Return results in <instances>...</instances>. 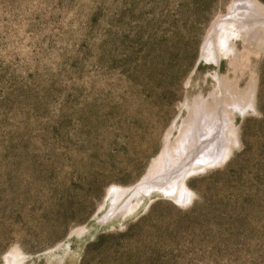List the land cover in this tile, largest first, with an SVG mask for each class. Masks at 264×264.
<instances>
[{"label": "rangeland", "instance_id": "1", "mask_svg": "<svg viewBox=\"0 0 264 264\" xmlns=\"http://www.w3.org/2000/svg\"><path fill=\"white\" fill-rule=\"evenodd\" d=\"M254 1L0 0V264H264Z\"/></svg>", "mask_w": 264, "mask_h": 264}, {"label": "bare ground", "instance_id": "2", "mask_svg": "<svg viewBox=\"0 0 264 264\" xmlns=\"http://www.w3.org/2000/svg\"><path fill=\"white\" fill-rule=\"evenodd\" d=\"M244 5H246L245 7L248 8L247 11H242L240 9H238L240 6L244 7ZM255 1L254 0H233V2L230 4L229 8L233 9L232 11L234 12L233 14L236 16L237 20H242L243 22H245L246 19H248L251 16L252 11L254 10V6H255ZM250 6V9H249ZM231 11V10H230ZM219 121H221L220 119H218ZM221 123V122H220ZM214 124V123H213ZM220 128V127H219ZM212 129V128H211ZM222 130V128L220 129ZM222 133V131H221ZM216 134V133H215ZM213 135V134H212ZM206 150V149H205ZM212 153V152H211ZM208 154V151L206 153H204L207 158L210 157V154Z\"/></svg>", "mask_w": 264, "mask_h": 264}]
</instances>
